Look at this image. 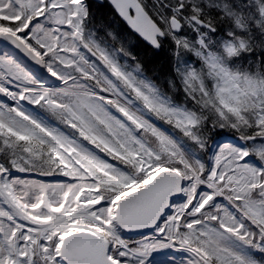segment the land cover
<instances>
[{"label": "rangeland", "instance_id": "obj_1", "mask_svg": "<svg viewBox=\"0 0 264 264\" xmlns=\"http://www.w3.org/2000/svg\"><path fill=\"white\" fill-rule=\"evenodd\" d=\"M168 1L179 3L177 7L170 9V16L180 18V32L184 30L187 35L182 37L172 34L169 23L161 19L175 42L177 76L185 95L195 105L200 104V114L203 116L199 117L204 124L209 122L226 130L253 127L257 131L256 136L246 141L250 144L251 156L255 162L264 164V157H260V154L264 155V111L258 104V87L248 76L232 75L222 63L233 53V44L228 38H210L204 33L206 29L194 17L186 18L180 14L184 5L190 8L191 13H196V1L199 4L201 0ZM253 1V17L258 20V26L264 27V0ZM36 2L37 0H0V22L12 24L20 21L21 25L13 30L0 26V31L5 29L19 35L27 43H35L37 48H43L39 55L47 70L42 79L44 83L37 82L0 46V101L8 98L13 103L10 109L3 104V107L0 106V126L18 141L36 139L43 142L44 133L51 142L46 145L50 147L47 151L51 154L50 162L55 167V173L49 176L32 175L21 171L13 162V168L0 175V264H27L28 251L35 243L48 260H53L54 257L50 255L55 250L56 240L54 243L50 240L51 232L59 228L58 225L62 226L74 218L88 220L95 230L110 234L118 264H253L237 247L227 243L219 231L208 226H202L196 233L188 234L191 237L202 235V239L206 241L203 243V250L197 249L193 254H190L191 250L187 252L185 249L179 252L169 242L154 238L133 241L129 247L112 234L113 204L99 202L95 190L97 186L102 189L129 188L130 179L101 161L91 148H85L61 132L51 129L45 131L40 123L29 116L30 110L38 107L52 115L57 111L65 116L69 127L85 141L126 165L133 164L141 175L149 176L156 171L154 159L159 160V157L139 140L137 131H141L143 135L149 133L150 136H145V142L151 144L153 149L155 145L169 163L182 161L189 170H193L174 138L166 134L170 131L163 130L157 124L155 127L151 122L157 123L156 121L163 119L164 125L171 126L185 135L187 140L199 144L196 135L197 117L181 106H167L166 101L155 95L149 84L135 71L124 73L106 53L93 44L88 46L106 64V68L96 61L89 62V56L75 49L68 34L65 36L58 29L64 21L60 16L63 12L51 15L50 21L60 31V48L50 52L48 48L39 45L38 39L45 32L42 30L44 27L33 28L34 21L40 16L35 10ZM151 3L153 12L158 15L163 7L158 9L160 3L155 0H151ZM208 4L206 5L209 6ZM23 7L32 10L24 12ZM223 10L232 18L234 27L239 26L233 12L226 7ZM45 15L42 20L49 21L48 12ZM242 44H239L241 48ZM87 83L92 85V89L87 87ZM107 111L116 113L118 117H111ZM240 145L241 143L237 144L224 137L211 145L206 163L207 180L201 181L197 175L193 178L186 175L183 196L178 204L172 206L170 216L165 218L167 221L162 225L165 232L173 231L172 221L181 216L179 207L192 197H195L194 211L216 203L221 204L222 201L217 200V197H222L225 199L224 203L231 204L233 200L236 203L239 196L242 197L244 185L248 181L245 174L253 177L256 171L253 166L256 163L251 165L239 162V149H243ZM29 155L23 160L25 164L32 160ZM227 180L233 182L227 184L228 190L224 185ZM233 184L234 188L231 190ZM231 196L234 197L233 200ZM238 211L259 228L264 237V205L243 203ZM224 213L219 212L216 220L221 222L223 229L236 232V226H231ZM204 215L203 221L213 219L214 216L211 211ZM180 231L183 235L187 234L186 230ZM161 233V230H155L152 236H159ZM179 245L186 247V243ZM10 254H15V259H11Z\"/></svg>", "mask_w": 264, "mask_h": 264}, {"label": "trees", "instance_id": "obj_2", "mask_svg": "<svg viewBox=\"0 0 264 264\" xmlns=\"http://www.w3.org/2000/svg\"><path fill=\"white\" fill-rule=\"evenodd\" d=\"M205 3H210L212 5L210 6L208 4L209 6H207ZM86 5L87 15L83 20L82 26L83 32L87 37L91 38L100 48L116 60L121 69H123L126 73H132L135 71L142 80H145L149 84L153 92L166 101L168 105L182 106L185 107L187 111L197 115V117L203 116L200 114V107L192 103V101L187 98L179 82L175 71V45L174 41L170 37H165L162 41H160V48L155 51L133 36L119 21L112 9L106 3L99 5L92 2V0H86ZM196 5L199 13H191L187 8V12H184V15L187 18L194 17V19L196 18L204 23H207L212 30L211 35L213 38H225L227 32H231L232 40L236 41V39H238L244 43V48L236 49V53L227 61V65L232 72L240 75H248L256 80V83L261 90V102L264 106V28L258 26L254 21L255 9L250 6L253 4L246 0H201L199 4L196 1ZM225 7L231 10L230 12H233L234 17H236L235 20L239 23L240 27L238 25L236 28L234 27L232 18H230L223 10ZM160 8L161 7H159V9ZM159 13L163 14L164 9ZM154 21L156 22V19H154ZM0 25L14 29L19 25V23L10 24L8 22H0ZM29 44L37 51H42L39 47L37 48L35 46V43L29 41ZM87 84V87L92 89V85H90V83ZM42 116L50 122L49 125L54 127L62 126L60 127L61 130L63 132L67 131L68 127H65V120H63L62 117H59V119L64 122V125H60L58 122L53 123L55 119H51L46 113H40V117ZM162 121L163 119H159L156 121L157 123L150 122L155 127L158 125L163 130L167 129L170 131L166 132V134L168 136L171 135L174 138L180 151H182V153L186 156L188 160L187 164H189L193 170H189L182 161H179L176 164L171 162L169 163L166 158H162L160 152L156 151L157 155L161 158L158 162V170L176 169L183 177L186 175H192L193 177V174H195L203 181H206L208 173L206 170V163L209 148L211 144L219 138V136H222L223 134L226 135L227 130L224 129V131L223 129H219L218 126L211 125L209 122H206L205 124L203 122V124L199 122V129L196 130L199 144H196L193 141L187 140L185 135L178 132V130L175 131L171 126L164 125V121ZM63 128H65V131ZM144 132L148 133L147 131ZM232 132L234 133V131ZM234 134H236L235 136H238V134L240 135L239 132H235ZM137 135L140 137V135L143 134H141V131H138ZM230 135L232 134L229 132V136ZM145 136L150 135L148 133V135L144 134L141 136L140 138L143 142L145 141ZM74 137L85 144L80 137ZM9 138L10 134L0 128V173L12 167L10 161L11 148L8 146V143H6V140L11 141ZM14 148L16 149L15 152L17 154H23L25 149H33L40 155V157H44L46 154L44 147L39 146L37 143H34L32 147V143L28 145L27 143L18 142L14 144ZM99 152L100 157L105 160L109 159L104 150ZM112 162H115L119 168L133 178L134 185L136 187H140L142 185L145 177L140 174H136L132 166L126 165V163L125 165H122L117 161ZM22 165L26 167L24 163H22ZM34 166L35 167H32L33 169L26 168L25 170H31L36 174L41 173L44 175L52 174L54 170L53 167L48 165V162L44 159H40L39 165ZM263 180L264 171L258 177L256 183H251L249 185L250 188L244 192L242 199L244 201H252L255 204L260 203L262 201L260 198V191H256L255 184L260 183L261 185H264ZM100 193L108 196V199H115L123 195V191L121 190L114 192L100 191ZM241 202L239 200L235 205L240 207ZM237 219L240 220L239 218ZM245 225L247 232L245 233V230L241 229L239 231L240 235L238 240L244 243L248 256L255 262V264H264V239L261 233L253 226L248 223H245ZM91 228L92 226L89 222H77L76 220L68 221L66 224L59 227L55 233V235H57L55 239H57L58 235H63L67 232H74L80 229L91 230ZM100 234L101 237H106L104 236L105 234ZM197 244V240L195 241L192 239L190 241V245L192 247L197 246ZM109 249L111 256L114 257L115 255L111 244ZM54 252L55 253L53 254H56V251ZM36 254L38 253L35 251L33 253L34 256L31 264H55L54 262L45 260L39 255L36 256Z\"/></svg>", "mask_w": 264, "mask_h": 264}, {"label": "water", "instance_id": "obj_3", "mask_svg": "<svg viewBox=\"0 0 264 264\" xmlns=\"http://www.w3.org/2000/svg\"><path fill=\"white\" fill-rule=\"evenodd\" d=\"M106 1L132 33L147 46L158 48L157 38H162L161 32L143 13L136 0ZM130 11L134 14V19L128 16ZM172 30H178L173 22ZM0 38L39 79L44 77L43 61L31 52L18 36L2 32ZM182 186L183 181L176 172L165 170L157 173L143 188L116 202L114 218L117 228L132 237L150 234L159 218L168 211L172 201L180 197ZM107 251L106 241L80 232L62 239L59 256L64 264H113L108 260Z\"/></svg>", "mask_w": 264, "mask_h": 264}, {"label": "crops", "instance_id": "obj_4", "mask_svg": "<svg viewBox=\"0 0 264 264\" xmlns=\"http://www.w3.org/2000/svg\"><path fill=\"white\" fill-rule=\"evenodd\" d=\"M71 2H76L75 0H65V5L63 4H60V5H56V3L54 1L51 2L50 6H52L53 8H57L60 6V8H63V7H66L67 9H70V7L68 6ZM36 8L39 9L42 7V4L40 2H36ZM61 12V11H60ZM60 14V13H59ZM63 19H66L67 18V14H63V15H60ZM59 16V17H60ZM66 21H64L65 23ZM44 33L43 36H41L39 39H38V42H39V45L47 48L51 43H52V40H53V32L49 29V28H43L42 29ZM46 30V31H45ZM48 37L47 40L45 39V37ZM47 46V47H46Z\"/></svg>", "mask_w": 264, "mask_h": 264}, {"label": "bare ground", "instance_id": "obj_5", "mask_svg": "<svg viewBox=\"0 0 264 264\" xmlns=\"http://www.w3.org/2000/svg\"><path fill=\"white\" fill-rule=\"evenodd\" d=\"M54 2L56 3V5H60V4H63L65 5V0H54ZM63 33H65V31H63ZM45 38H48L47 36ZM0 46L4 48L5 51H7L9 53V55L13 56L17 62H21L20 59H18V57L15 55V53L8 47L7 43L4 42L3 40L0 39ZM27 48L33 52L34 54H36L39 58L40 56L38 55V53H36L34 50H32V48H30L29 46H27ZM49 62V61H48ZM49 64V63H48ZM48 67V66H47ZM26 68L27 69H30L29 66L26 65ZM44 69L46 70V66L44 67ZM32 71V70H31ZM47 72V70H46ZM39 74V73H38ZM1 91V90H0ZM1 93V92H0Z\"/></svg>", "mask_w": 264, "mask_h": 264}]
</instances>
